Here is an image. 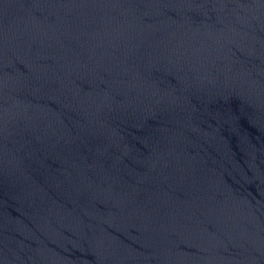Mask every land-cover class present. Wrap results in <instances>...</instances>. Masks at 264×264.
<instances>
[{"label": "water", "instance_id": "95a60500", "mask_svg": "<svg viewBox=\"0 0 264 264\" xmlns=\"http://www.w3.org/2000/svg\"><path fill=\"white\" fill-rule=\"evenodd\" d=\"M0 264H264V0H0Z\"/></svg>", "mask_w": 264, "mask_h": 264}]
</instances>
